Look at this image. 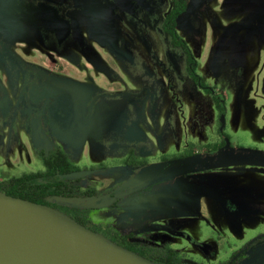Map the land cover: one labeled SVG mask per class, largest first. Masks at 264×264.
Returning <instances> with one entry per match:
<instances>
[{
	"label": "rangeland",
	"instance_id": "1",
	"mask_svg": "<svg viewBox=\"0 0 264 264\" xmlns=\"http://www.w3.org/2000/svg\"><path fill=\"white\" fill-rule=\"evenodd\" d=\"M186 1L176 30L220 108L192 83L183 52L162 29L173 0H0V186L41 171L40 153L58 147L77 167L91 168L64 177L72 195L47 198L66 206V215L107 238L130 233L150 255L170 248L178 258L171 264H220L233 253L237 264H264V0ZM66 9L71 54L61 50L67 60L52 67L85 85L93 106L105 103L104 118L71 147L30 112L35 80L15 55L51 62L53 47L39 38L54 41L55 16L64 20ZM107 23L122 54L86 38L87 29ZM221 113L231 147L208 156L221 141ZM187 150L188 159H162ZM187 182L206 186L197 191Z\"/></svg>",
	"mask_w": 264,
	"mask_h": 264
},
{
	"label": "flooded vegetation",
	"instance_id": "2",
	"mask_svg": "<svg viewBox=\"0 0 264 264\" xmlns=\"http://www.w3.org/2000/svg\"><path fill=\"white\" fill-rule=\"evenodd\" d=\"M42 1L46 2L47 0H42ZM183 1L185 2V10L183 11L184 13L188 8V3L186 0H183ZM50 7L54 8L55 6L53 5ZM46 8L48 7L42 6V9H44L45 11H46ZM64 13L66 16L64 20L60 19L58 15L55 16L56 20L58 19L57 21L60 25H57L59 30L55 31L53 33L54 35L49 34L52 37V40L54 41L47 42L45 40L47 35L42 37V39L39 38L40 44L42 46L48 47V45L50 46L52 45L53 47L52 50H54L53 52L54 55L50 57L51 62L46 63V60L31 59L30 56H27V58H23L17 53L15 52L14 53L16 57L19 59V61L21 62L23 68L25 69L26 75L27 76L31 75L32 78H34L35 80L34 85L29 84L31 87L30 92L33 96V100L27 101V103L29 104L30 112L33 114L34 118L41 120L43 123L46 124L45 126L46 132L56 142L59 141L63 143L64 145H68L71 147L73 146L72 143L77 137L84 136V134H86L89 128L97 120L104 118L103 116H104L105 103L100 101V102H96L95 105L93 106V100L88 99L89 95H91L90 91L85 85H83L82 83L79 84L77 80L71 74L65 72L64 69H54L52 67L57 63V61L58 63H61L60 58L66 59V57H68L67 55H65L66 53H63L62 51H66L71 54L73 43H70L72 29L69 24H70V21L71 22L73 21V15L68 11V9L64 10ZM52 22L54 23V21ZM107 22H110V21L107 20ZM75 25H76V22L74 21V28H75L74 32H75V42H76L75 45L83 49L85 45V39L83 35L81 34V32L79 31V27ZM86 38L95 42L99 46H105L108 49L111 48V47L109 48V45L113 46L114 44V47L118 46L117 54H122L121 48H123V46L121 45H123V43L117 40L118 37L116 35L115 30H113L112 26H109L108 23L102 26L101 30L99 29V31L87 29ZM0 91L1 92L3 91V85L1 83H0ZM60 125L68 126V127L59 128L58 126ZM220 134H221L220 143L218 145H215L211 149L204 151V152H208L206 155L215 156L219 152H227L226 150L231 147L229 146L227 148H224V144H225L224 135L222 133ZM56 149H58V147ZM56 149H53V151ZM58 150H61V149H58ZM61 151L64 152L63 150ZM129 152H132V151L130 150ZM48 154L43 155L40 153V155H42L40 157H41V162L43 166V169L41 171H44V168H45L43 165V158L46 157ZM192 154H190L189 151L187 150L183 154L174 155L171 157H162V159L166 162L169 160H185V159L190 158ZM207 157L204 156V158H207ZM140 162L141 161H139L138 163L140 164ZM70 163L72 165V169L68 173L69 175H65V174L57 175V180H60L65 183L64 189H66V191L64 192V195L53 197V198H61V197H67V196L72 195V191L70 189L71 184H68L64 180L65 176H70L83 169H88V170L91 169L88 167L79 168L76 165H74L71 161ZM134 165H137V164H126L125 166H134ZM207 165H211V164H209V162L206 161L203 168ZM197 177H198L196 178L197 180H202V178L203 179L205 178V176H202V175H197ZM188 183L189 182H187V184ZM196 185L192 186L188 184V185H185V187L193 188L195 190L197 189V191H199L198 188L206 186L203 183L196 184ZM165 188H166L165 186L161 188L159 187L157 191L158 192L159 191L161 192L162 190L164 191ZM222 204L225 208H227V210L232 211V212L236 211L235 208H233L235 206L231 204L229 201L224 199L222 200ZM64 207L66 206H64L61 203L56 204V209H58L62 213L68 214L67 210ZM75 218L82 220L80 217H77V216H75L74 219ZM89 227L90 229L97 232V230L91 227V225H89ZM260 242H264V239H262ZM238 261L239 259H237V257L232 258V255H231V257L224 262H226L227 264H237Z\"/></svg>",
	"mask_w": 264,
	"mask_h": 264
},
{
	"label": "water",
	"instance_id": "3",
	"mask_svg": "<svg viewBox=\"0 0 264 264\" xmlns=\"http://www.w3.org/2000/svg\"><path fill=\"white\" fill-rule=\"evenodd\" d=\"M224 123L221 113L220 133ZM224 142V148L230 146L225 136ZM0 210L15 218L38 245V250L0 251V264H157L49 205L0 190Z\"/></svg>",
	"mask_w": 264,
	"mask_h": 264
},
{
	"label": "trees",
	"instance_id": "4",
	"mask_svg": "<svg viewBox=\"0 0 264 264\" xmlns=\"http://www.w3.org/2000/svg\"><path fill=\"white\" fill-rule=\"evenodd\" d=\"M184 10L185 2L183 0H174L172 3V8L166 13L163 19L162 29L169 36L170 44L173 47L179 48L183 52L186 71L191 78L192 83L202 89L205 93L211 94L217 108H220L219 104L221 103V100L214 95L213 87L208 85L197 73V60L191 52L186 41L176 30L177 18L183 13ZM43 165L45 167L44 171L34 173L28 172L23 173L20 176L13 177L7 181V185L4 188L0 186V190L11 196L46 204L56 208V205L48 201L47 198L64 195V192L66 191V189H64L65 183L57 180V175H69L68 173L72 169V165L66 154L58 149L50 152L46 157L43 158ZM75 220L90 228L88 223L76 218ZM108 238L131 251L137 252L140 255L149 258L157 264H171L175 261H178L176 252L170 248L163 249L160 255H150L139 242H136L132 239L133 236L130 233ZM261 238L264 239V236ZM261 238H257L259 242L262 240ZM247 247L249 246L247 245ZM234 256L235 253L232 254V258ZM221 264L227 263L222 262Z\"/></svg>",
	"mask_w": 264,
	"mask_h": 264
},
{
	"label": "bare ground",
	"instance_id": "5",
	"mask_svg": "<svg viewBox=\"0 0 264 264\" xmlns=\"http://www.w3.org/2000/svg\"><path fill=\"white\" fill-rule=\"evenodd\" d=\"M8 250H38V245L15 218L0 210V251Z\"/></svg>",
	"mask_w": 264,
	"mask_h": 264
}]
</instances>
